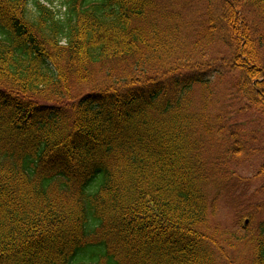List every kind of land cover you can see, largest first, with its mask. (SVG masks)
<instances>
[{
    "label": "trees",
    "instance_id": "16d2710c",
    "mask_svg": "<svg viewBox=\"0 0 264 264\" xmlns=\"http://www.w3.org/2000/svg\"><path fill=\"white\" fill-rule=\"evenodd\" d=\"M165 1L0 0V264H217L228 119L264 135V0Z\"/></svg>",
    "mask_w": 264,
    "mask_h": 264
},
{
    "label": "rangeland",
    "instance_id": "374dc122",
    "mask_svg": "<svg viewBox=\"0 0 264 264\" xmlns=\"http://www.w3.org/2000/svg\"><path fill=\"white\" fill-rule=\"evenodd\" d=\"M41 1L55 9L60 8L62 2ZM165 5L181 10L190 22L195 21L207 6L206 0H188L187 3L185 0H166ZM198 95L197 90L194 97ZM258 119L256 113L228 119L236 126L245 150L240 159L228 165L227 179L208 191L215 209L208 225L220 249L216 252L217 264H249L251 243L248 240L257 236L264 225V174L255 176L264 164L261 153L264 151V135L257 124ZM258 150L260 152H255ZM258 206L261 207L257 209ZM248 214L253 218L243 226Z\"/></svg>",
    "mask_w": 264,
    "mask_h": 264
},
{
    "label": "water",
    "instance_id": "95a60500",
    "mask_svg": "<svg viewBox=\"0 0 264 264\" xmlns=\"http://www.w3.org/2000/svg\"><path fill=\"white\" fill-rule=\"evenodd\" d=\"M247 223H248V220L246 219V220H244L243 225L246 226Z\"/></svg>",
    "mask_w": 264,
    "mask_h": 264
}]
</instances>
